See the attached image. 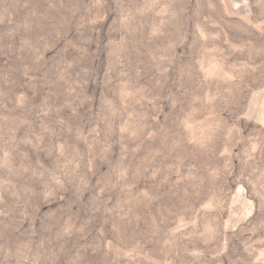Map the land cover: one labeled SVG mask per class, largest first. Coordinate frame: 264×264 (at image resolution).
Masks as SVG:
<instances>
[{"label":"rangeland","instance_id":"1","mask_svg":"<svg viewBox=\"0 0 264 264\" xmlns=\"http://www.w3.org/2000/svg\"><path fill=\"white\" fill-rule=\"evenodd\" d=\"M0 264H264V0H0Z\"/></svg>","mask_w":264,"mask_h":264}]
</instances>
